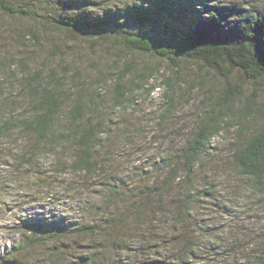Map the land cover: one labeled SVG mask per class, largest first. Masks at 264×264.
Segmentation results:
<instances>
[{
    "label": "trees",
    "instance_id": "obj_1",
    "mask_svg": "<svg viewBox=\"0 0 264 264\" xmlns=\"http://www.w3.org/2000/svg\"><path fill=\"white\" fill-rule=\"evenodd\" d=\"M0 13L27 21L18 36L29 39L35 50L53 44L52 53H42L43 60L33 54L0 56V154L4 143L11 145L4 152L20 164L68 150L70 163L61 161V169L101 172L105 168L101 151L106 144H115L112 149L133 144L129 137L133 134L119 130L128 120L127 112L136 110L135 94L154 88L156 76L149 65L135 69L133 60H123L124 54L166 61L178 73L185 70L186 62L194 61L225 79L223 97L215 99L216 104L191 136L179 145L172 143L169 152L154 162L153 170H162L163 178L147 171L151 177L144 185L148 190L140 193L145 194L144 199L122 197L115 216L108 219V228L69 218L25 221L19 254L13 259L0 256V264H27L26 251L50 243L58 247L75 233H105L106 238L99 242L100 248L92 244L95 249L80 256L81 264H195L200 260L205 264H264V239L255 247L253 241L242 245L241 235L246 231L232 223L234 218L242 219L233 214L234 208L248 204L250 195H260L264 201V87L260 88L264 79V1L0 0ZM48 35L79 36L96 44L112 38L131 53H107L110 61H94L85 71L78 53H58L61 41L56 38L52 43ZM236 72L262 90V100L256 89L247 95L238 89L231 79ZM166 83L169 113L175 102L174 82L166 79ZM242 98L243 104L236 107ZM252 121L256 125L251 127ZM236 127L231 155L242 182L235 185L224 177V185L217 188L206 179V169L217 163L214 141ZM130 183L125 179L124 184ZM121 188L117 186L116 191ZM209 202L215 206L205 205ZM204 209L226 219L220 222L221 232L216 223L200 224L198 220L204 219L198 214ZM244 212L249 214L247 209ZM225 232L232 233L233 247L213 260L209 255H218L213 237L222 238ZM135 240L140 247L131 246L133 251L127 247L123 257L116 252L117 246L122 249ZM105 244L115 250L113 259L100 256ZM235 255L243 262L233 261Z\"/></svg>",
    "mask_w": 264,
    "mask_h": 264
},
{
    "label": "rangeland",
    "instance_id": "obj_2",
    "mask_svg": "<svg viewBox=\"0 0 264 264\" xmlns=\"http://www.w3.org/2000/svg\"><path fill=\"white\" fill-rule=\"evenodd\" d=\"M119 1L112 0V2ZM89 12L92 13L90 10ZM25 24L27 21L23 19L0 13V56L33 54L35 57L41 56L43 60L42 53H52L50 47L52 48L53 44L43 46L44 50H35L34 44L29 39L22 40V37L18 36L19 29ZM48 37L50 39L48 41L52 43L57 38L54 35H48ZM57 39L62 43L58 53H78L81 61L87 64H83L84 70L94 61L102 62L106 58L110 61L111 55L107 53H131L124 50L119 42L115 43L112 38H105L100 44L79 36ZM72 57L70 56L69 59ZM123 60H133L135 69L143 70L148 65L153 67L156 76L153 80L155 87L135 94V98L138 99L136 110L130 109L127 112L128 120L126 119L123 128L119 130L121 133L133 134L129 136L132 137L133 144L116 146L113 149L111 147L115 144H106L101 151V159L105 163L103 171L85 174L68 169V166L67 168L64 166L66 171L61 169L59 166L61 161H64L66 165L70 163L71 157L68 150L44 154L38 160L20 164L13 156L6 153L10 151L11 145L4 143L1 146L3 154H0V256L13 259L16 254H19L22 226L25 221L35 217H41L42 220H68L69 218L75 222L98 223L108 228L110 225L108 219L115 216L114 209L124 198L128 201L145 198V194L140 193L143 189L148 190L144 185L149 183L148 178L151 177V173L153 176L163 178L162 170H153L154 162L169 152L168 148L172 143L179 145L185 138L191 136V132L197 128L207 111L216 104L215 99L223 97L225 84L223 75L201 68L198 62H186L185 70L178 73L177 68L172 69L165 63L166 61L161 63L145 54H124ZM53 64H57V61ZM90 73L93 74L91 69ZM129 75L132 77V74ZM231 77L233 83L239 85L238 89L243 94L258 92L256 95L262 100V90L256 89L255 83L245 82L237 72ZM166 79L174 82L175 102L169 113H166L168 100ZM261 81L263 84L260 88L264 87V79ZM254 89L257 91L255 92ZM243 98L236 101V107L243 104ZM116 121L119 123L118 119ZM255 125L254 121L250 124L251 127ZM236 131L237 127L220 135L214 141L216 152H218L217 163L212 165L211 169H206V179L214 183L217 188H222L224 185V177L235 185L242 182V179L237 176L236 165L231 155V149L237 139ZM20 145L17 147L18 150ZM13 154L16 155L17 152L14 151ZM148 170L152 172L149 173ZM125 179L131 183L124 184ZM117 186H122L118 190L120 192L116 191ZM249 197L248 204L242 203L234 208L233 214L239 215L242 219L234 218L232 223L239 225L240 230L246 231L244 235H241L242 245L253 241L252 246L255 247L261 238L264 239V201L260 200V195L253 194ZM205 205L215 206L210 202ZM246 209L249 214L244 212ZM198 215L204 219L198 220L200 224L206 226L216 223L220 226L218 231L221 232L220 222L226 220L222 216H213L217 214H214L211 209H204L203 213L200 212ZM235 221H239V224ZM104 234L87 233L79 236L75 233L70 240L61 242L58 247L53 243L38 246L26 251L24 256L28 261L27 264H81L80 256L92 250L94 248L92 244L100 248L99 242L106 239ZM108 236H106L108 239H112ZM140 237L141 234L134 239ZM222 238L220 235L218 238L213 237L214 249L218 255H209L210 257L221 259V254L230 251L233 247L231 232H225ZM74 242L76 243L73 244ZM105 246L109 249L101 247L100 256H105L107 260L113 259L115 250H111V245L105 244ZM131 246L140 247V242L132 241L131 244L124 245L122 249L116 245L114 247L123 257L126 253L123 250L127 247L133 251ZM117 255L119 256L118 253ZM236 259L240 260L239 263L243 262L236 255L232 256L233 261ZM194 263L205 264L203 260ZM218 263L223 262L219 260Z\"/></svg>",
    "mask_w": 264,
    "mask_h": 264
}]
</instances>
